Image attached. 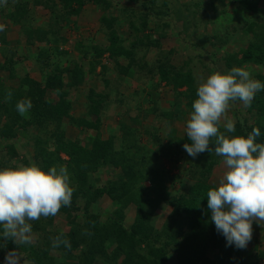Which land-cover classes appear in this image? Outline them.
Listing matches in <instances>:
<instances>
[{"label": "trees", "instance_id": "obj_1", "mask_svg": "<svg viewBox=\"0 0 264 264\" xmlns=\"http://www.w3.org/2000/svg\"><path fill=\"white\" fill-rule=\"evenodd\" d=\"M58 1L45 0L44 4L50 11L51 19L42 24L35 23L31 7L40 6L43 0H3V3H0V23L2 20L4 24L19 27V32L21 36H25L28 48L27 55L22 57L16 49L8 48L7 31L4 29L0 32L2 58L0 60V121L6 119L5 123L0 125V135L12 140L17 137V130L27 133L29 128L33 127L37 128L39 133L50 128L51 125L54 126L53 131L50 132L53 137V150L43 147V141L38 136L32 144L35 151L34 159L45 170L52 166H67L74 192L70 206H62L58 213L64 215L69 229L58 230L55 227L56 216L41 217L30 221L33 233L38 235L36 241L22 246L7 238L0 239V242L4 243L8 251L16 249L17 252L24 253L34 264H66L65 257L73 256L78 260V264H94L97 261L102 264H167L169 250L178 252V264H258L264 259V252L258 257L248 256L243 252L244 248L227 246L224 236L217 232L215 224L210 219L211 212L207 208L206 193L215 186L209 179L217 160L214 157L210 159L205 157L206 154L209 155L210 150H214V143H210L209 151L200 153L190 163L187 169V183L180 193L173 197L167 193L166 183L170 177L156 163L159 154L141 142L143 131H133L129 127H123L125 133L121 137L119 147H116L115 137L105 139L98 133L92 145L86 147L80 140L70 138L66 133L67 118L72 123L77 122L81 124L80 126L98 131L101 113L108 98L104 93L94 91L88 93V113L95 116V120L87 117L77 119L71 115L72 91L86 83L85 68L81 60L91 57L90 71L95 73L100 68V74L104 76L109 72L108 66L102 61L107 55L123 75H129L136 65L134 48L137 43L135 42L142 37L141 40H149L146 43L148 47L156 46V43L152 42L151 34L144 33L150 31L154 20L160 21L159 14H155L158 16L156 18L150 17L156 10L155 0ZM219 1L223 4L227 1L238 6L233 10L240 16V23H243L239 31L242 30L247 35L252 34L253 39L239 49L238 53L226 49L230 41L228 37L223 39L216 34L202 37L208 44L204 45L206 41L202 44V38H198L196 44L201 47L218 46L220 49H225L221 59L229 70L250 64L264 68V18L259 16L261 13L263 15L264 11L262 12L259 7L260 0ZM87 4L96 6L102 12L100 18L102 30L108 28L106 44L98 45L90 42L84 45V42L79 41L74 48L82 54L81 59L74 61L73 66L63 67V61L69 56V51L62 49L61 44L68 42L62 32L71 23L70 18L79 16ZM202 4L197 2V6L194 5L196 9L192 10L197 12L198 18L209 16V21L214 16L217 18L218 13L210 16L207 9H202L204 8ZM212 8L217 11L215 6ZM139 13H141L140 23L135 19ZM223 14L228 18L233 16L226 11ZM184 23L188 26V20ZM124 24L131 33H141L134 39L132 48L125 47L126 39L120 33ZM195 24V27L199 25ZM34 48L38 51L33 52ZM172 54V51L163 52L155 63V69H149L148 72L153 75L158 74L160 80L170 86L175 94L177 101L173 110L162 112V116L168 121L178 118L183 113L181 106L184 105L190 115L193 110L192 104L198 98L192 72L185 69L186 62L183 63L185 66L174 65ZM18 57L22 60L34 59L33 64L42 71L50 70L49 74L45 75L43 81L26 74L20 76L18 84L6 83L2 73L7 72L10 80H16ZM122 58L128 60L126 66L121 64ZM66 75L71 77L70 81L66 80ZM254 77L264 83V73H256ZM105 82L109 83V80L105 79ZM150 86L153 84L150 83ZM23 98H31L33 104L25 116L19 115L15 108L16 103ZM157 109L147 110L145 114L153 112L157 114ZM249 110L255 113V125L249 126L247 122L239 121L236 128L241 129L246 135L254 127H259L261 136L257 138V142H264V90L255 95ZM139 118L140 116L136 119ZM158 131L156 127L145 129L148 138L159 144L161 138ZM185 143H191L186 135L175 139L176 156L186 152L183 147ZM163 147L166 153L170 152L171 155L172 150L169 151L166 145ZM10 151L16 153L15 145L11 146ZM3 167H8V163L0 161V168ZM100 168L120 169L121 173L104 186L95 187L90 183V176ZM147 180L152 184L150 187L145 186ZM103 196H108L114 204H117L113 215L106 221L101 220L100 214L91 213L93 204L99 202ZM80 198L81 205H79ZM163 203L173 206L174 210L163 227L157 229L151 218L154 209ZM130 205L136 206L137 214L134 223L126 226L124 211ZM57 237L67 239L71 246L65 247L63 244L54 246ZM109 242L114 243L113 249L108 247ZM53 250L61 251L63 259L53 257L51 255ZM212 250H217L216 256L212 255ZM2 253L3 251L0 250V255Z\"/></svg>", "mask_w": 264, "mask_h": 264}, {"label": "rangeland", "instance_id": "obj_2", "mask_svg": "<svg viewBox=\"0 0 264 264\" xmlns=\"http://www.w3.org/2000/svg\"><path fill=\"white\" fill-rule=\"evenodd\" d=\"M197 2L203 3L202 5L204 8L202 9H207V13L210 16L214 14L217 15L218 13L217 18L214 16L212 20L210 19L211 21H209V16H205L201 19L198 18L197 12L192 11L196 9L194 5H196ZM212 6H215L217 11H214ZM154 7L156 10L153 11L150 17L153 19L158 17L155 16V14H159L160 21L154 20L150 26V31H145L144 33L151 34L153 39L152 42L156 43V46L151 45L148 47L146 43L149 42V40H141L142 37H140L139 41L135 42L137 43L134 48L136 50V65L133 66V71H131L129 75H123L116 67L115 63L108 59L107 55L104 56L102 61L108 66L109 72L104 76L100 74V68H98L95 73L90 71L89 61H92L91 57L87 60H81L85 68L86 83L77 90L72 91L71 99L73 106L71 115L77 119L87 117L88 119L95 120V116H91L88 113L87 95L90 91L104 93L108 98L106 99L105 107L101 113L100 129L96 131L93 128H85L80 126L81 124L77 122H70L68 118L65 119V128L68 137L80 140L83 146L86 147L92 145L98 133L105 139L115 137L116 147H119L121 145V137L125 133L123 127H129V129H133V131H143L141 142H144L148 147L159 154L156 163H158L161 169L168 173L170 179L166 183L168 187L167 193L174 197L180 193V190L187 183V169L190 163L196 158L190 157L187 152H183V154L176 156L174 151L175 139L180 137L183 138L186 135L185 125L190 115L186 112V107L184 105L181 106L183 109V113L179 116L181 118L178 117L179 119L176 118L175 120L168 121L167 118L165 119V117L162 116L163 111L173 110L177 100L172 88L165 82H162L158 74H149V69H155V63L161 58L163 52L172 51V61L174 65H182L186 62V66L183 65L186 70L189 69L192 72L195 85L198 87L199 82L206 79L212 73L216 71L222 73L230 71L225 67L224 61L221 59L222 54L225 53V49H220L218 46L201 47L196 44L198 43V38L200 39L204 35L214 34L219 35L223 39L228 37L230 41L226 49L230 52L238 53L237 51L246 46L248 41L253 39V36L252 34L247 35L242 30L239 31L243 23H240V16L236 15L233 10L238 6L229 4L227 1L223 4L219 0H155ZM259 7L263 12L264 0H260ZM187 8H189V10H187ZM225 11L230 12L233 16L229 18L226 17V15L223 14ZM31 14L36 24L47 23L51 19L49 9L34 7L31 8ZM140 14L141 13L135 16L137 18L134 17L138 23L141 22ZM84 15L81 16L80 22L77 23L78 26L76 24V26L73 27L72 23H69L65 27V31H63V36L68 42L61 44V46L62 49L69 51V56H66V59L63 61V67L67 65L73 66L74 61L81 59L80 56L82 54L74 48L75 44L79 41L84 42V45H88L90 42H94L98 45L106 44L105 38L107 37L108 28L102 30L101 23L99 22L102 12L92 5L88 7V11ZM259 16L264 18V13L263 15L262 13L259 14ZM122 17L124 18L125 15ZM185 20H188V26H185ZM195 23L199 25L195 27ZM0 25L5 29L4 26L9 24L0 23ZM127 28L128 26L124 24L120 33L123 35L124 39H126L125 47L132 48L131 44L136 36L141 33H131ZM7 34L10 38V46L8 45V48L16 49L22 57L23 55H27L28 48L26 47V39L25 36H21L19 27L13 26L8 30ZM205 41L206 39H203L201 43L203 44ZM206 43L207 41L204 45H206ZM32 51L37 52L38 49L34 48ZM1 59L0 55V60ZM17 59L16 80H10L7 72L2 73L3 78L8 84H18L20 76L26 74L38 81H43L45 75L49 74L50 70L45 69L42 71L39 67L35 66L33 64L34 59L32 58L22 60L21 57H18ZM120 61L123 66L127 65L128 60L122 58ZM242 68L248 70L253 77L256 73H264V68L253 64L246 65ZM65 78L68 81L71 80L69 75H66ZM254 78L256 79V77ZM105 79H108L109 83L105 82ZM150 83L153 84V86H150ZM185 102L186 100H184V103ZM155 108H158L157 114L155 112L145 114V111L150 109L155 110ZM138 116H140V118L136 119ZM227 119L233 120L235 127L239 121L242 123L247 122L249 126L255 125V113L250 111L249 106L244 105L241 101L230 102L226 115L222 117V123H226ZM5 121L6 119L3 118L0 121V125H3ZM147 127L152 129L156 127V129H159L158 132L161 138L159 144L156 142L154 143V140L148 138L149 136L145 133ZM53 129L54 126L51 125L50 128H46L39 133L38 129L33 127L29 128L27 133H24L22 130H17L18 135L12 140L5 139L0 135V161L8 163V167L24 166L31 162H35V151L32 144L35 143L39 136L41 141H43L42 146L47 147L49 150H53V137L50 134ZM221 130L223 131V128H221ZM232 135H244V132L236 128V132ZM12 145H15L16 153L10 151ZM163 145H166L169 151L172 150L171 155L170 152L166 153ZM213 157L217 160V163L213 167V172L209 180L211 184L216 185L224 170V164L222 157L216 156L212 150L209 151V155L206 154L205 158L210 159ZM120 173V169L100 168L95 174L90 176V183L95 187H102ZM151 185L149 180L145 182L146 187H150ZM81 204L82 199L80 198L79 205ZM116 206L117 204H114L108 196H103L99 202L93 204L91 213L100 214L101 220L106 221L108 217L113 215ZM136 210L135 205H130L125 209L124 222L126 226H130L134 223L137 214ZM173 210V206L164 203L159 204V206L154 209L151 219L157 229L163 227ZM81 214L82 212L78 215L80 216ZM55 227L60 231L69 229L63 214L57 213L55 217ZM37 236L36 233H33V241H36ZM0 244L3 245V247H0V250L3 251L0 255V264H4V258L9 251L5 248L2 241ZM108 247L113 249L114 243L109 242ZM243 252L248 256L255 257H258L261 252H264V226H260L255 222L253 223L252 239L244 248ZM20 254L23 256L21 257V264H34L27 259L24 253ZM51 255L61 259L64 257L59 250H53ZM212 255L216 256L217 250H212ZM167 258V264H178L179 262L178 252L175 250H169ZM77 261L78 260L74 258V256L65 257L66 264H78ZM94 264H102V262L97 261ZM258 264H264V259L260 260Z\"/></svg>", "mask_w": 264, "mask_h": 264}, {"label": "clouds", "instance_id": "obj_3", "mask_svg": "<svg viewBox=\"0 0 264 264\" xmlns=\"http://www.w3.org/2000/svg\"><path fill=\"white\" fill-rule=\"evenodd\" d=\"M3 30L0 25V31ZM262 90L264 83L245 68L216 71L199 82L198 98L185 125L191 143L183 147L190 157L209 151L210 143L215 144L214 154L222 157L224 170L217 184L206 193L207 208L227 246L237 249L245 248L252 239L254 222L264 226V142H257L261 136L259 127L246 135H232L236 132L235 123L231 119L222 123V117L230 102L239 100L250 106ZM32 107L31 98H23L15 105L21 116ZM73 192L65 165L45 170L31 162L0 168V239L13 240L19 246L31 244L30 221L56 216L62 206H70ZM60 244L71 246L67 239L57 237L54 246ZM21 257L13 249L6 254L4 264H21Z\"/></svg>", "mask_w": 264, "mask_h": 264}, {"label": "crops", "instance_id": "obj_4", "mask_svg": "<svg viewBox=\"0 0 264 264\" xmlns=\"http://www.w3.org/2000/svg\"><path fill=\"white\" fill-rule=\"evenodd\" d=\"M46 1H49V0H46ZM57 2H59L58 0H56ZM45 0H43V3L40 5V6H38V7H36V8H45V9H48L47 7H45ZM32 5V4H31ZM90 6H92L91 4H87V5H85V7H84V9L82 10V12H81V14L79 15V16H72L71 18H70V21H71V23H72V25H73V27H75L76 26V24L77 23H79L80 21V18H81V16L82 15H84V14H86L87 13V11H88V7H90ZM31 8H34V6H32ZM95 8L97 9V7L95 6ZM85 16V15H84ZM50 17H51V15H50ZM99 20V19H98ZM100 23H101V21H99ZM2 23H4V22H2L1 21V24ZM77 26H78V24H77ZM4 28L5 29H7L6 31L8 32V30L10 29V28H12V26H10V25H5L4 26ZM101 29H102V24H101ZM63 31H65V29L63 30ZM7 34V33H6ZM62 34H63V32H62ZM19 36V35H18ZM19 38V37H18ZM9 37H8V34H7V40H8V42L10 43V41H9ZM9 46H10V44H9Z\"/></svg>", "mask_w": 264, "mask_h": 264}]
</instances>
